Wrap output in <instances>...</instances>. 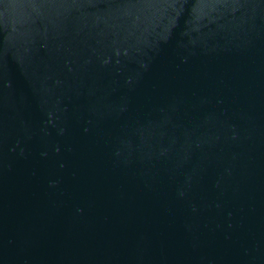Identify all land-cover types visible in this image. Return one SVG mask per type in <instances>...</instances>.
Returning <instances> with one entry per match:
<instances>
[{"label": "water", "instance_id": "obj_1", "mask_svg": "<svg viewBox=\"0 0 264 264\" xmlns=\"http://www.w3.org/2000/svg\"><path fill=\"white\" fill-rule=\"evenodd\" d=\"M0 264H264V0H0Z\"/></svg>", "mask_w": 264, "mask_h": 264}]
</instances>
